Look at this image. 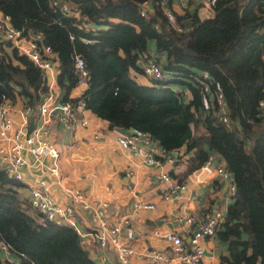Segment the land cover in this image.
<instances>
[{"label":"trees","instance_id":"trees-1","mask_svg":"<svg viewBox=\"0 0 264 264\" xmlns=\"http://www.w3.org/2000/svg\"><path fill=\"white\" fill-rule=\"evenodd\" d=\"M59 1L77 15L62 12L51 0H0V11L14 28L40 35L57 62L61 90L79 83L73 60L81 57L86 107L111 128L143 131L165 150L192 151L187 172L215 154L234 184L225 223L216 233L227 246L224 261L264 264V109L258 106L264 100V0L210 1L212 15L204 18L197 13L201 1L174 11V23L165 14L171 0ZM149 59L166 80L151 85L136 80L143 76L139 62L144 66ZM202 73L211 92L220 85L227 123L214 100L202 108ZM170 83L184 84L190 98ZM47 88L43 71L0 36V103L3 96L9 101L19 96L35 108ZM192 123L207 132L206 142L193 136ZM19 186L0 168V240L16 263L97 264L80 236L33 209Z\"/></svg>","mask_w":264,"mask_h":264},{"label":"crops","instance_id":"crops-1","mask_svg":"<svg viewBox=\"0 0 264 264\" xmlns=\"http://www.w3.org/2000/svg\"><path fill=\"white\" fill-rule=\"evenodd\" d=\"M197 8L200 18L212 15L210 0H188L183 3L179 0H171V10L174 13H182L184 7ZM147 12L152 14V4L145 3ZM0 11V16H1ZM3 15V14H2ZM149 48L154 50L153 41ZM57 66L53 54H47ZM56 71L47 78L46 93L40 102L46 100L51 93L53 98L79 100L87 89V84L78 83L68 91L61 90L56 84ZM139 83L151 85V81L144 76H138ZM173 90L182 91L183 97L188 100L190 92L184 84L170 83ZM13 110L11 112L15 126L26 121V132L33 121L34 128L41 125V115L38 105L35 108L27 107L22 98L15 96L11 99ZM51 102V101H50ZM79 118L87 120V125L79 126L73 132L63 129L53 120L50 122L49 140L57 147L60 158L57 163V174H52L47 166L49 160L43 159V165L33 163L31 156L25 154L27 166L24 168V178L17 191L22 198L28 200L29 188L37 178L47 181L48 191L56 202L67 204L69 198L65 189H78L83 198L88 202L107 204L105 218L108 224L116 223L124 217L129 218V224L133 230L132 245L137 253L146 252L150 248L164 250L167 242L164 236L168 233L179 235L185 234L186 227L183 220L191 217L194 223L203 220L213 210H218L226 215V209L231 201L229 192L230 181L220 176H202L198 181H192L194 171L187 172L188 160L193 155L192 151L184 147L175 149L176 162L174 165L167 163L162 166H149L141 162V158L130 151L121 149L116 143V131L111 128L106 120L97 117L89 108H85L78 114ZM192 133L195 138H203L206 142L207 132L200 124H191ZM159 143L154 141L149 147L156 150L160 156ZM207 150V145H204ZM212 164L221 165L215 154L211 153ZM162 173L168 174L172 182L183 181L187 183V189L175 201H164L163 195L172 182L159 179ZM134 201L153 203L154 209L136 210L132 209ZM73 215L82 232L79 235L82 245L88 251L90 257L99 263L101 255L100 248L94 243L91 233L97 226V217L94 208L87 210L80 205L73 207ZM225 218V217H224ZM206 253L203 264H226L224 258L227 256L226 243L218 239L217 235L205 242ZM114 258V252H108ZM226 255V256H225ZM225 256V257H224ZM15 262L12 254L9 256ZM0 260L5 263V256L0 253ZM130 264H141V261L133 257Z\"/></svg>","mask_w":264,"mask_h":264},{"label":"built area","instance_id":"built-area-1","mask_svg":"<svg viewBox=\"0 0 264 264\" xmlns=\"http://www.w3.org/2000/svg\"><path fill=\"white\" fill-rule=\"evenodd\" d=\"M186 3L188 0H179ZM214 1V0H210ZM52 6H57L66 14L77 15L76 10H70L67 3H61L59 0H51ZM145 7H142L140 13L144 15ZM165 14L169 22L174 23V13L170 9H165ZM82 28V26H80ZM0 36L7 46L16 49L19 54L28 57L45 75V78H53L51 75L57 73V66L49 58V50L43 47L39 34L30 33L26 35L23 29L14 28L8 19V16H0ZM74 69L79 75V83H86L87 71L84 68V63L81 57L74 56ZM143 76L149 79L154 84L160 83L167 79L166 74L161 70L160 66L152 59L148 60L143 66ZM208 79L206 73L201 74L200 82L202 84V108L209 109L211 101L214 100L218 108L220 118L223 123H227L226 108L223 96L220 90V85L215 83L211 92L205 80ZM49 89V87H48ZM49 102H42L38 105V110L41 115V125L36 127L28 135L26 132V121L18 123L17 126L13 123L11 112L13 107L8 98L2 97L0 103V168L6 173L9 178L14 179L22 184L24 178V168L27 166L25 154H29L33 163L43 165V159L47 158L49 164L48 170L52 174H57L58 161L60 152L57 147L49 140L50 122L53 120L63 129L73 132L79 126H86L87 120L79 118L78 114L86 108L85 99L70 100L62 98H53L50 93L46 99ZM51 101V102H50ZM261 109H264V100L258 103ZM118 146L126 151L141 158V162L149 166H162L167 163L174 165L176 162L177 150H165L158 145L160 156L155 152V148L149 147L154 140L147 133L129 129V134L116 133L115 137ZM201 172L206 171L205 176H220L231 183L229 192L234 193L233 177L221 165L214 166L211 156L199 167ZM194 176V174H193ZM193 176L191 179H193ZM195 175L194 179L198 181ZM159 179L172 182L171 177L162 173ZM194 181V180H192ZM47 181L42 178H37L34 184L29 188L28 200L37 212L43 215L49 221H57L72 228L78 235H82L75 217L73 215V207L81 206L84 209L90 210L94 208L95 216L97 217V226L89 233L94 243L100 248L101 255L99 257L100 264H130L133 257L138 258L141 264H203V259L206 256L205 242L213 238L217 231L225 223V216L218 210H213L210 214L204 217L198 223H194L191 217H186L183 220V225L186 227L185 234L179 235L168 232L164 239L167 242V247L164 250L150 248L146 252L137 253L132 245L133 230L129 224V218L124 217L117 220L116 223L108 224L105 218L107 204L88 202L83 198V195L78 189H65V193L69 198L67 204L56 202L48 191ZM187 183L183 181H173L163 195L164 201L177 200L182 192L187 189ZM153 203L138 202L132 203V209L150 210L154 209ZM109 250L114 252V258L110 257ZM0 253L5 256L3 264H17L16 261H11V248L0 240Z\"/></svg>","mask_w":264,"mask_h":264},{"label":"water","instance_id":"water-1","mask_svg":"<svg viewBox=\"0 0 264 264\" xmlns=\"http://www.w3.org/2000/svg\"><path fill=\"white\" fill-rule=\"evenodd\" d=\"M139 65L142 66L141 62H139ZM32 128H33V121L30 122V126H29V128H28L27 135L31 132V129H32ZM114 130H115L117 133H120V134H125V135L129 134V130H126V129H124V128L116 127V128H114ZM157 143H159V142L157 141ZM206 174H207L206 171L201 172L200 168H198V169L194 172L193 180L195 181V179H194L195 175H199V176L197 177V179L200 180V177L205 176Z\"/></svg>","mask_w":264,"mask_h":264},{"label":"clouds","instance_id":"clouds-1","mask_svg":"<svg viewBox=\"0 0 264 264\" xmlns=\"http://www.w3.org/2000/svg\"><path fill=\"white\" fill-rule=\"evenodd\" d=\"M142 67H143V65H142Z\"/></svg>","mask_w":264,"mask_h":264},{"label":"rangeland","instance_id":"rangeland-1","mask_svg":"<svg viewBox=\"0 0 264 264\" xmlns=\"http://www.w3.org/2000/svg\"><path fill=\"white\" fill-rule=\"evenodd\" d=\"M225 256H226V255H225ZM225 256H224V257H225Z\"/></svg>","mask_w":264,"mask_h":264}]
</instances>
